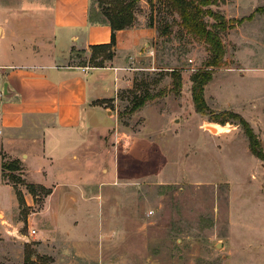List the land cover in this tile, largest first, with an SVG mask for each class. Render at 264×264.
<instances>
[{
  "label": "rangeland",
  "instance_id": "374dc122",
  "mask_svg": "<svg viewBox=\"0 0 264 264\" xmlns=\"http://www.w3.org/2000/svg\"><path fill=\"white\" fill-rule=\"evenodd\" d=\"M98 2L91 0V9ZM52 3L0 0V13L44 22ZM208 8L239 23L221 34L226 63L209 68V113L196 111L191 92V76L208 69L205 46L179 26L177 13L141 0L134 27L153 26L157 37L148 49L139 48L150 55L142 59L148 70L123 72L94 102L114 120L113 153L97 176L103 184L96 201L89 194L82 204L89 218H74L78 231L58 235L41 213L52 189L26 172L7 175L4 183L15 185L16 205L8 190H0V203L15 215L18 236L12 238L20 243L6 252L0 234V264H264V163L251 153L236 119L250 124L264 148V0H215ZM167 26L168 35L160 37ZM91 56V49L86 55L77 51L72 64L98 68ZM99 61L101 68L111 66ZM174 70L182 78L179 94L171 92ZM161 91L131 112L136 97Z\"/></svg>",
  "mask_w": 264,
  "mask_h": 264
},
{
  "label": "crops",
  "instance_id": "0c3cea01",
  "mask_svg": "<svg viewBox=\"0 0 264 264\" xmlns=\"http://www.w3.org/2000/svg\"><path fill=\"white\" fill-rule=\"evenodd\" d=\"M90 4L91 0H53L44 22L0 13V190H8L16 205L14 187L4 183L2 164L5 156L21 161L20 172L52 189L41 213L59 229L54 236H70L78 231L74 218H89L82 204L88 203L89 194L96 201L103 184L97 176L111 163L109 130L114 120L109 110L94 102L105 97L102 93L110 91L123 72L148 70L142 59L150 55L139 48L148 49L157 37V30L149 27L118 31L110 67L72 64L73 51L86 55L91 46L111 41L110 26L90 23ZM24 195L33 205V197ZM75 203H80L78 210ZM0 210V234L7 239L2 242L8 252L20 243L12 238L18 230L13 212L1 203Z\"/></svg>",
  "mask_w": 264,
  "mask_h": 264
},
{
  "label": "trees",
  "instance_id": "16d2710c",
  "mask_svg": "<svg viewBox=\"0 0 264 264\" xmlns=\"http://www.w3.org/2000/svg\"><path fill=\"white\" fill-rule=\"evenodd\" d=\"M141 0H99L96 9L89 12V21L95 25H108L111 28V41L106 45L91 46V60L94 67H104V61H112L115 56V48L117 45L116 33L118 31L130 29L134 27L136 20V10ZM160 4L168 7L172 12L178 14L179 26L197 43H202L210 57L206 62L208 69L200 70L191 76V92L192 100L196 111L202 115L209 113V108L205 100V88L213 80V70L209 68H220L226 63V46L223 42L221 34L228 30L235 29L239 23L235 20H227L225 16L209 9L215 3V0H155ZM151 4L154 0H148ZM213 20L210 24L206 19ZM153 28V26H150ZM170 26L160 31L159 36H167ZM75 53V51H73ZM83 54L85 51L82 52ZM107 53V54H106ZM102 54H104L102 56ZM172 87L171 92L179 94L182 88V78L178 71H172ZM164 91L159 94L145 95L136 97L133 101L131 112L135 113L142 109L148 102L156 99L159 95H163ZM238 125L242 126L245 136L249 141L251 153L261 162L264 163V148L259 142L256 134L250 124L240 115H236ZM227 122L219 123L225 125ZM3 179L11 177L12 173L20 171L21 167L18 161H5L2 164ZM15 187V185H14Z\"/></svg>",
  "mask_w": 264,
  "mask_h": 264
},
{
  "label": "built area",
  "instance_id": "2783aa9c",
  "mask_svg": "<svg viewBox=\"0 0 264 264\" xmlns=\"http://www.w3.org/2000/svg\"><path fill=\"white\" fill-rule=\"evenodd\" d=\"M36 234H37L36 230H31V231H30V235H31V236H34V235H36Z\"/></svg>",
  "mask_w": 264,
  "mask_h": 264
}]
</instances>
